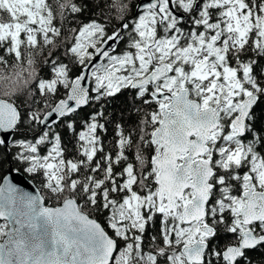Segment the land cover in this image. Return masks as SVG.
<instances>
[{
    "label": "snow or ice",
    "instance_id": "1",
    "mask_svg": "<svg viewBox=\"0 0 264 264\" xmlns=\"http://www.w3.org/2000/svg\"><path fill=\"white\" fill-rule=\"evenodd\" d=\"M110 7L121 18L127 10L124 0ZM81 11L71 0L60 18ZM120 28L72 29L71 63L46 62L42 106L21 112L0 101V153L40 176L44 193L0 176V264H127L126 252L134 264H251L249 251L264 248V126L255 113L264 0H141ZM61 33L46 0H0V48L16 59L22 46ZM122 91L129 110L155 105L135 128L108 117L106 102ZM85 106L93 111L81 117ZM92 216L126 242L115 256L117 241ZM156 223L149 247L146 225Z\"/></svg>",
    "mask_w": 264,
    "mask_h": 264
},
{
    "label": "trees",
    "instance_id": "2",
    "mask_svg": "<svg viewBox=\"0 0 264 264\" xmlns=\"http://www.w3.org/2000/svg\"><path fill=\"white\" fill-rule=\"evenodd\" d=\"M73 2L81 6L82 11L78 14L69 15L66 20H61L62 9L67 8L71 0H63V3L60 0H46V3L52 6L54 24L62 29L61 35L52 43L47 45L41 44L32 49H25L22 46L19 59H16L14 54H7L5 48H0V56H3L6 60V62H0V97L14 103L21 112H24L29 106H42L44 98L39 94L38 83L41 79L51 78L49 66L46 65L48 60L54 58L56 60H63L66 64L71 63L65 55V45L72 41L74 35L71 31L72 29H78L89 22H98L105 26L109 33L113 30H121L120 26L123 23L127 22L131 24L132 20L137 18L136 9L139 0H124V3L127 5V10L122 18L118 17L115 11L111 9L112 0H73ZM40 39L38 36V42ZM261 64H264V61H261ZM132 103V96L127 91H122L114 97L109 98L105 104L109 119L114 120L116 123H123L129 128H135L144 118V114L155 108V105L141 107L140 102L136 101L135 105L129 110V106ZM137 108H140L139 112H137ZM91 111H93V108L86 106L80 113V116L83 117ZM255 113L257 127L264 126V101L256 106ZM79 120L80 118L77 117L78 126ZM112 127L114 125L109 126L106 143L112 139ZM57 131L61 132L65 137V142H67V137L72 135L63 126L57 128ZM29 136H31V133H29ZM152 154L147 151L144 153L146 158ZM11 167L17 169L16 162L10 156L5 157L0 153V176H5ZM21 171L23 170L21 169ZM26 175L41 189L42 178L40 176ZM45 200L50 205H58L48 198H45ZM92 217L103 224L101 217ZM159 228L160 225L158 223L146 225L144 242L149 244V247L152 246L150 244V238L159 232ZM107 231L113 235L112 230L107 229ZM117 239L119 246L122 247L125 242H122L120 238ZM248 257L251 264H264V248L249 251Z\"/></svg>",
    "mask_w": 264,
    "mask_h": 264
},
{
    "label": "water",
    "instance_id": "3",
    "mask_svg": "<svg viewBox=\"0 0 264 264\" xmlns=\"http://www.w3.org/2000/svg\"><path fill=\"white\" fill-rule=\"evenodd\" d=\"M140 4H141V0H139L138 5H137V9H136L137 13H138V6ZM0 101H3L5 103L12 104V105L16 106L14 103L10 102L9 100L1 98V97H0ZM17 109H18V107H17ZM5 176H8V178L12 180L13 184L17 187V189H19L20 192L28 193L31 195H37V196L43 195L41 189L36 185V183L21 170L18 171L17 169H14L11 167ZM44 206L45 207H54L53 205L46 203V200L44 201ZM57 206H59V205H57ZM90 218H94V217H90ZM98 222H100V221H98ZM102 226H104V225L102 224ZM106 231H107V229H106ZM109 235L117 241V250H116V252H114V256H115L120 251L121 247L119 246L118 239L116 237H114L113 235H111L110 233H109ZM0 242H3V238L0 239Z\"/></svg>",
    "mask_w": 264,
    "mask_h": 264
},
{
    "label": "rangeland",
    "instance_id": "4",
    "mask_svg": "<svg viewBox=\"0 0 264 264\" xmlns=\"http://www.w3.org/2000/svg\"><path fill=\"white\" fill-rule=\"evenodd\" d=\"M42 191V190H41ZM43 194V193H42ZM3 222V221H2ZM113 235H114V233H113ZM115 237V236H114ZM117 238V237H116ZM121 241L123 242V240L121 239ZM125 242V241H124ZM126 243V242H125ZM125 243H124V245H125ZM124 245L121 247V249L120 250H122L123 249V247H124ZM127 259V264H134V261H133V259H132V256H131V254L130 253H124V255H123V257H122V259Z\"/></svg>",
    "mask_w": 264,
    "mask_h": 264
}]
</instances>
